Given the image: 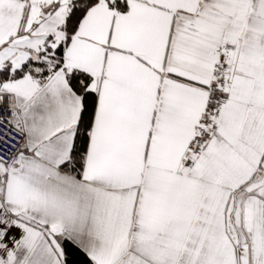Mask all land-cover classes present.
<instances>
[{
	"label": "snow or ice",
	"instance_id": "1",
	"mask_svg": "<svg viewBox=\"0 0 264 264\" xmlns=\"http://www.w3.org/2000/svg\"><path fill=\"white\" fill-rule=\"evenodd\" d=\"M0 264H264V0H0Z\"/></svg>",
	"mask_w": 264,
	"mask_h": 264
}]
</instances>
